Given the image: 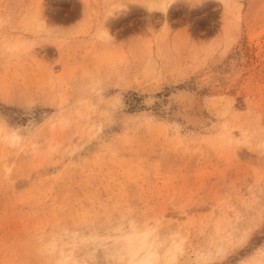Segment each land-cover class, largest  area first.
Masks as SVG:
<instances>
[{"label": "rangeland", "instance_id": "rangeland-1", "mask_svg": "<svg viewBox=\"0 0 264 264\" xmlns=\"http://www.w3.org/2000/svg\"><path fill=\"white\" fill-rule=\"evenodd\" d=\"M162 1L0 0V264H264V0Z\"/></svg>", "mask_w": 264, "mask_h": 264}, {"label": "bare ground", "instance_id": "bare-ground-1", "mask_svg": "<svg viewBox=\"0 0 264 264\" xmlns=\"http://www.w3.org/2000/svg\"><path fill=\"white\" fill-rule=\"evenodd\" d=\"M174 0H163L160 4L156 5L155 7L159 9L162 14L166 15L168 9L173 5ZM146 6L148 9H151L152 6L147 3ZM40 13H37L34 17L36 21H38V16ZM147 233H142L141 235L136 237L134 243H131V255L136 257L140 253L142 254L141 258H139L134 264H152V260L158 257L157 248L154 246L148 247L147 244ZM139 257V256H138ZM175 256L171 255V258L168 260L169 262L174 261Z\"/></svg>", "mask_w": 264, "mask_h": 264}]
</instances>
